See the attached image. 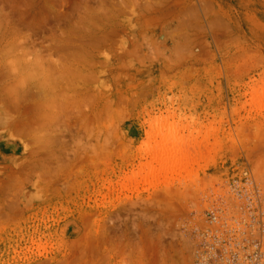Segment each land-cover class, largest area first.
<instances>
[{"label": "rangeland", "instance_id": "1", "mask_svg": "<svg viewBox=\"0 0 264 264\" xmlns=\"http://www.w3.org/2000/svg\"><path fill=\"white\" fill-rule=\"evenodd\" d=\"M72 1L0 0V64H98L0 65V264H264V0Z\"/></svg>", "mask_w": 264, "mask_h": 264}, {"label": "bare ground", "instance_id": "2", "mask_svg": "<svg viewBox=\"0 0 264 264\" xmlns=\"http://www.w3.org/2000/svg\"><path fill=\"white\" fill-rule=\"evenodd\" d=\"M6 1H7V0H6ZM11 1L15 3L14 6L16 7V6H17L16 3H17V2L19 3V2H21V1H23V0H11ZM29 1H31L32 6H34V5H38V2H39V0H38V2H36V4H35L34 0H33V1H32V0H29ZM29 1L27 0V2H29ZM69 1H70V0H69ZM73 1H74V0H73ZM73 1H72V2H73ZM76 1H77V0H76ZM78 1H81V3H82L83 0H78ZM2 2L5 3L4 1H2ZM27 2H26V3H27ZM42 2H43V0H42ZM74 2H75V1H74ZM21 3H22V2H21ZM21 3H19V5H20ZM29 3H30V2H29ZM40 3H41V2H40ZM40 3H39V4H40ZM66 3H67V2H66ZM69 3H71V2H69ZM69 3H68V5H69ZM81 3L79 2V5H78V3H75V7H76L77 5L80 6ZM24 4H25V2H24ZM19 5H18V6H19ZM27 5H28V4H27ZM14 6L12 7V9L14 8ZM18 6H17V7H18ZM39 6H40V5H39ZM69 6H70V5H69ZM73 6H74V3H73ZM73 6H72V7H73ZM81 6H83V5H81ZM29 7H30V5H29ZM70 7H71V6H70ZM34 8H37V6H35ZM26 9H27V8H26ZM18 10H19V9H18ZM34 10H35V9L32 8L31 12H33V13H32V15H30L29 17H31V18H37V17L40 15V13H39V15H38V11H36V12L34 13ZM36 10H37V9H36ZM38 10H42V7H41V9L39 8ZM21 11H23V10L20 9L19 12H21ZM28 11H29V10H28ZM16 12H17V11H16ZM40 12H41V11H40ZM29 13H30V12H29ZM29 13H28V14H29ZM88 13H89V12H88ZM10 14H11V13H10ZM21 14H23L24 17L26 16V15H25L26 13L24 14V12H23V13L21 12L20 15H21ZM12 15H13V13H12ZM84 15H85V14H84ZM11 17H12V16H11ZM27 17H28V16H27ZM29 17H28V18H29ZM8 18H9V14H4V13H1V14H0V30H1V28H3L2 32H1L2 35L4 34L3 36L7 35L8 37H10V36L13 37V35H11V33H10L11 29H9V24L7 23ZM25 18H26V17H25ZM31 18H30V19H31ZM86 18H87V17H86ZM86 18L84 19V17H83V20H86ZM26 19H27V18H26ZM81 19H82V18H81ZM32 20H33V19H32ZM83 20H82V21H83ZM85 22H87V21H85ZM87 23H92V22H90V21L88 20ZM82 24H83V22H82ZM80 25H81V24H80ZM86 25H87V24H86ZM76 26L78 27L79 24L76 25ZM87 27H88V26H87ZM9 30H10V31H9ZM97 30H98V29H97ZM106 32H107V31H106ZM2 35H1V40L3 39V41H4V38H3ZM104 36H105V35H104ZM5 37H6V36H5ZM104 38H105V37H104ZM104 38H103V39H104ZM5 39L7 40V38H5ZM13 39H15V38H13ZM9 40H11V38H10ZM101 41H102V40H101ZM103 41H104V40H103ZM106 41H107V40H106ZM0 42H2V41H0ZM6 42H8V41H6ZM13 42H15V41H9V42H8V48H6L7 45H5V46H4L5 49H3V50L11 51V50L14 49L13 53L16 52L15 49H17V48H15V47H18V44H17L18 42L16 43L17 45H16L15 43H13ZM29 42H30V41H29ZM98 42H99V41H98ZM30 43H32V42H30ZM101 43L103 44V43H105V41H104V42H101ZM2 44H3V43H2ZM107 44H108V43H107ZM15 45H16V46H15ZM81 45H82V44H81ZM103 45H104V44H103ZM14 46H15V47H14ZM4 47H3V48H4ZM34 48H35V47H34ZM100 48H102V47H100ZM7 49H8V50H7ZM9 49H10V50H9ZM35 49H36V48H35ZM33 50H34V49H33ZM33 50H31V51L33 52ZM96 50H98V49L96 48ZM6 51H3V53H6ZM17 51H18V54L21 53V50H20V52H19V49H18ZM22 51H23V50H22ZM83 51H84V50H83ZM86 51H87V50H86ZM88 51H89V50H88ZM26 52H27V51L22 52V54H21L22 59H20V60H16V59L19 58V57L21 58V56L17 57V55H18L17 52L15 53V55L12 53V51L9 52V53H12L14 56H16V59H14V57L12 56V54L9 55V56H11L10 59H12V57H13V59H14V62H13V59H12V61H8V62H11V63L13 62L12 64H10V66L8 65L9 63L6 61V59L9 60V58L3 57V59H5V60H4V61H5V65H7L8 68H10V69L12 68V70H10V72L13 74V76H12L13 78H14V76H16V74H19V71H18L17 69H19V68H22V69H23V68L26 67L27 69H30V70L28 71L27 69H25V70H27V71H25V70H21V69H20V71H21L22 73H24V72H28V74H30L31 67H32V69H34V71H31L32 74L35 75L36 72H40V74H41L42 76H41V75H39V76H41V80H43V79H42L43 77L48 76L49 74H51V72H50V70H49V67H50V65H51V67H52V64H53V63H54L55 66L60 65V66H58V68L62 66V70H61V71H62V72H61V73H62V74H61L62 77L59 76V75H60V72H58L59 70L57 71V69H56V71L59 73V75H58V74H55V78H57L56 75H58V79H59V78L61 79V83H63L65 87H63L62 84H60V85H62V86H59V85H58V86H59L61 89H62V87H63V88H64L63 91H64V90H65V91H67V90L78 91L79 89H83L82 87H77L78 82H81V81H83V80L85 81L84 78L87 79V76L90 77V71H91V70H90V67H91V66H90V62H91V61L88 60V59H86V58H88V57H86V55H85L86 58H85V59H82L80 62H74V63L72 62V63H69L68 65H67V64L65 65V64H61L59 61H56V60H55L54 62H52V64H49V62H50L51 60H50V61H49V60H47V61H43L42 59H44V58L41 59V54H40L41 52L38 53V54H40V56H38V54H35L36 56H34V57H37V58L34 60V62H30L31 60H28V59H27V60H28V62H27V60L24 61L26 58H23V57H25V55L27 56V54H28V52H29V48H28V52H27V54H26ZM81 52H82V51H81ZM81 52H80V53H81ZM91 52H92V51H91ZM93 52H94V51H93ZM93 52H92V53H93ZM7 53H8V52H7ZM9 53H8V54H9ZM23 53H25V54L23 55ZM29 53H31V52H29ZM34 53H36V51H35ZM82 53H83V52H82ZM84 53H85V52H84ZM130 53H131V52H130ZM16 54H17V55H16ZM86 54H87V53H86ZM94 54H95V53H94ZM6 55H7V54H6ZM6 55H5V56H6ZM7 56H8V55H7ZM81 56H84V55H81ZM1 57H2V54H1ZM34 57H33V58H34ZM42 57H43V56H42ZM27 58H28V56H27ZM89 58H91V56H89ZM94 58H96L95 55H94ZM94 58H93V59H94ZM23 59H24V60H23ZM93 59H92V61H94ZM15 60H16V62H15ZM44 60H45V59H44ZM32 61H33V60H32ZM48 61H49V62H48ZM89 61H90V62H89ZM6 62H7V63H6ZM50 63H51V62H50ZM92 63H94V62H92ZM95 63L97 64V61H95ZM2 64H3V62H2ZM2 64H0V65H2ZM96 64H91V65H92L93 68H95ZM94 65H95V66H94ZM97 65H98V64H97ZM2 66H4V65H2ZM7 66H4V67H6V70H8ZM17 66H18L19 68H16ZM46 66H48V69H47ZM0 67H1V66H0ZM45 67H46V68H45ZM92 67H91V68H92ZM52 68H53V67H52ZM54 68H57V67H54ZM54 68H53V69H54ZM15 69H16V71H15ZM1 70H2V69H1ZM1 70H0V73H1ZM4 70H5V69H4ZM4 70H3V71H4ZM6 70H5V72H6ZM35 70H36V72H35ZM3 71H2V73H3ZM12 71L15 72L16 74L14 75V73H13ZM23 71H24V72H23ZM52 71H53V72H52L51 75L54 76L53 73H54L55 69L52 70ZM92 71H93V69H92ZM8 72H9V70H8ZM8 72H7L6 74L9 75ZM21 72H20V73H21ZM34 72H35V74H34ZM57 72H55V73H57ZM2 73H1V74H2ZM22 73L19 74V75L22 76ZM91 73H92V75H93V74H94V71L91 72ZM32 74H30V75H27V74H26L27 76L25 75V76H26L25 78H26L27 80H29V81H34V78L36 77V75H35V77H34V76H32ZM98 74H99V73H98ZM8 75H7V77H8ZM10 75H11V74H10ZM10 75H9V77H10ZM51 75H49V76H51ZM67 75H69L70 78L73 77L74 75H76V76L78 75L79 79H80V78H83V80L81 79V80H79L78 82H77L78 79H77L76 81L74 80L75 83H77L76 86H74V82H71L72 80H71V81H68V78H65V77H64V76H67ZM92 75H91V76H92ZM94 75L96 76V74H94ZM94 75L92 76V78L95 77ZM17 76H18V75H17ZM17 76H16V77H17ZM31 76L34 77V78L31 79V78H30ZM49 76H48V77H45V78H48V79H49V78H50ZM16 77H15V78H16ZM27 77H28L29 79H28ZM67 77H68V76H67ZM10 78H11V77H10ZM45 78H44V79H45ZM90 78H91V77H90ZM16 79H17V78H16ZM30 79H31V80H30ZM37 79H38V77L35 78V80H37ZM48 79L43 80V81L45 82L43 85L46 86V85L49 83V87H51V88H49L50 90H51V89H56L55 86L58 84V82H57L58 79H57V81H55V79L50 78V79H51V82H50V79H49V80H48ZM71 79H72V78H71ZM12 80H13V79H12ZM21 80H22V79L20 78V83H19V84L17 83L18 85H20L21 88H19V86H16V83H14L15 86H16V88L18 87L20 90L23 89V88L25 89V87H26V86L24 85L25 82H26V84L29 82V81H27V80L24 81V78H23V80H22L23 82H22V84H21ZM39 80H40V79H39ZM88 80H89V79H87V83H88ZM13 81H14V80H13ZM13 81H12L11 83H13ZM16 81H17V80H15V82H16ZM37 81H38V80H37ZM67 81H68V82H67ZM40 82H41V81H40ZM59 82H60V81H59ZM85 82H86V81H85ZM34 83H35V82H34ZM82 83H84V82H81V84H82ZM28 84H29V83H28ZM28 84H27V85H28ZM35 84H39V83H35ZM85 84H86V83H84L83 85H85ZM23 85H24L25 87H24ZM43 85H42L41 87H44ZM83 85H82V86H83ZM12 86H13V85H12ZM15 86H14V87H15ZM22 86H23V88H22ZM33 86H35V85H33ZM58 86H57V89H58ZM78 86H79V85H78ZM27 87H28V86H27ZM37 87H38V86H37ZM54 87H55V88H54ZM16 88H15V89H16ZM18 88H17V90H18ZM84 88H85V87H84ZM24 89H23V90H24ZM34 89H35V88H34ZM38 89H39V87H38ZM45 89H46V88H45ZM49 89H48V90H49ZM87 89H88V88H87ZM87 89H85V90H86V91H89V90H87ZM25 90H26V89H25ZM27 90H28V89H27ZM42 90H43V92H44V94H45V90H44V88H43V89H42V88L40 89L41 92H42ZM21 91H22V90H21ZM46 91H47V90H46ZM55 91H56V90H55ZM61 91H62V90H61ZM15 92H16V91H15ZM43 92H42V93H43ZM56 92H57V91H56ZM49 93H50V92H49ZM14 94H15V93H14ZM44 94H43V95H44ZM50 94H51V95H49L48 93H46V96L49 95L48 98H51L50 100H47V98H44V96L42 95V96H43L42 99L44 98V99L47 100L46 102L44 101V99H43V101H42V102L44 103L45 108H43L44 106H43L42 104H41L39 107L35 106V107H36L35 110H37L38 108H39L40 110H42L41 108H43L44 111L46 110V112H44L45 115H41V114H40V113H41L40 111H39V112H36V113H39L38 115L41 116V117H40L41 120H44L46 116H49V115L53 112V106H54V104H55V97H56V96H55L54 99H53L52 96H53L54 94H52V92H51ZM40 101H41V99L39 98V101H37V102L39 103ZM42 102H40V103H42ZM42 106H43V107H42ZM33 107H34V106H33ZM37 111H38V110H37ZM52 115H53V114H52ZM38 118H39V117H38ZM38 118H36V119H38ZM6 119L8 120L9 118H6ZM9 120H11V119H9ZM13 126H14V125H13ZM17 126H18V125H17ZM22 126H23V125H22ZM30 126H31V125L25 126L24 129H22V130L25 131V132H27V133H30V134H31V133H34V131H35V129H36L37 127H36V128H30ZM22 128H23V127H22ZM22 130H21V131H22ZM23 131H22V132H23ZM87 132H88V131H87ZM51 135H52V134H51ZM51 135H49V137H50ZM49 137L47 136V139H48ZM52 137H53V136H52ZM52 139H53V138H52ZM52 139H51V137H50V140H52ZM54 139H55V138H54ZM54 139H53V140H54ZM48 140H49V139H48ZM84 148H86V146H83V145H81V144L79 145V149H81L82 153H87V149L85 150ZM91 150H92V151H95V150H93V149H91ZM71 151H72V150H71ZM95 152H96V151H95ZM71 153H73V156H74L73 159H74V160H73L71 163L69 162V165H66V164L63 165L62 163L60 164L59 161H58V162L56 161L57 164H59V165L57 166V169L53 172L54 174H55V173H56V174L61 173L62 171H63V172H67L66 169H67V168L69 169L70 166H71L72 169H73L74 165H75L78 161H80L81 158L83 159V157H84L82 154H80V150H77V151L74 150V151H72ZM40 165L42 166V164H40ZM43 166H44V165H43ZM59 166H63V167H59ZM36 167H38V166H36ZM66 167H67V168H66ZM71 167H70V168H71ZM41 169H42V168H41ZM72 169H71V170H72ZM69 170H70V169H69ZM42 171L44 172L43 169L41 170V172H42ZM45 173H48V171H45ZM66 174H69V173H66ZM60 175H61V174H60ZM93 224H94V223H93ZM95 231H96V230H95ZM101 239H102V238H101Z\"/></svg>", "mask_w": 264, "mask_h": 264}]
</instances>
